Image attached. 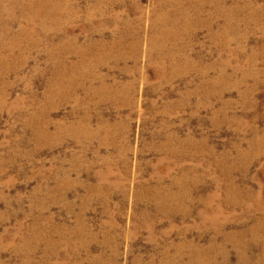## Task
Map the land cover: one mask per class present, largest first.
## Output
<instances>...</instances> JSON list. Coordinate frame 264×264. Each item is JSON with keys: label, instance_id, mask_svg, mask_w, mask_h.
I'll list each match as a JSON object with an SVG mask.
<instances>
[{"label": "rangeland", "instance_id": "rangeland-1", "mask_svg": "<svg viewBox=\"0 0 264 264\" xmlns=\"http://www.w3.org/2000/svg\"><path fill=\"white\" fill-rule=\"evenodd\" d=\"M30 1L0 0V264H264V0Z\"/></svg>", "mask_w": 264, "mask_h": 264}, {"label": "bare ground", "instance_id": "bare-ground-1", "mask_svg": "<svg viewBox=\"0 0 264 264\" xmlns=\"http://www.w3.org/2000/svg\"><path fill=\"white\" fill-rule=\"evenodd\" d=\"M65 1L66 0H31L27 4V9L31 12L29 19H32L34 16L35 18L46 17L48 19L55 20L57 15L64 14L67 10V7H65ZM17 6L18 4L16 3L14 8H17ZM14 19L15 17L10 14L7 17L8 21L6 24L0 22V35L6 34L11 29ZM19 34L26 35V32L21 30Z\"/></svg>", "mask_w": 264, "mask_h": 264}]
</instances>
